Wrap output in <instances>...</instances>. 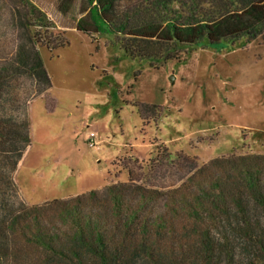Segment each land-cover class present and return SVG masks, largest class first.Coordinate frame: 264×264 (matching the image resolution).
<instances>
[{
  "label": "rangeland",
  "instance_id": "1",
  "mask_svg": "<svg viewBox=\"0 0 264 264\" xmlns=\"http://www.w3.org/2000/svg\"><path fill=\"white\" fill-rule=\"evenodd\" d=\"M30 1L54 24L49 40L65 43L36 42L37 27L20 25L13 0H0V68L17 65L24 45L39 55L50 80L48 86L15 72L1 82L0 120L11 119L13 130L0 123V164L9 182L0 181V213L2 202L27 209L125 182L153 192L161 204L213 158L264 154V29L225 39L262 19L264 0L212 24L200 40L198 27L176 33L164 24L135 27V36L196 41L183 60L157 67L125 57L119 47L116 17L142 0ZM18 129L27 143L10 138ZM90 133L99 149L88 145ZM49 221L41 225L47 234L61 227ZM13 231L36 264L40 247L21 227Z\"/></svg>",
  "mask_w": 264,
  "mask_h": 264
},
{
  "label": "trees",
  "instance_id": "2",
  "mask_svg": "<svg viewBox=\"0 0 264 264\" xmlns=\"http://www.w3.org/2000/svg\"><path fill=\"white\" fill-rule=\"evenodd\" d=\"M260 1L142 0L116 17L122 24L119 47L125 57L145 61L151 67L167 60L181 61V55L188 54L196 41L183 42L173 36L169 42L135 36L131 30L164 24L176 33L198 27L203 31L200 40L212 24L238 16ZM13 3L17 6L15 21L27 29L37 27L31 33L36 42L48 48L65 43L49 40L54 24L32 1ZM263 29L264 17L225 39L243 34L250 38ZM17 60V65L13 62L0 68V85L20 72L49 86L36 52L22 45L17 49ZM0 123L13 130L7 126L11 119H1ZM25 125L20 124L21 129ZM21 132L12 131L10 138L27 143ZM20 157L15 155L13 165ZM7 177L0 164V181L5 186L9 184ZM163 197L164 202L156 204L153 192L125 182L27 209L2 202L0 264L10 258L12 264H22V259L27 264L33 262H28L24 247L14 242L16 227L40 247L36 264H264V154L213 158ZM48 218L51 224L60 222L61 227L52 225L47 234L41 225ZM28 231L35 235L26 236Z\"/></svg>",
  "mask_w": 264,
  "mask_h": 264
},
{
  "label": "built area",
  "instance_id": "3",
  "mask_svg": "<svg viewBox=\"0 0 264 264\" xmlns=\"http://www.w3.org/2000/svg\"><path fill=\"white\" fill-rule=\"evenodd\" d=\"M88 145L94 147L95 149H99V144L97 143V140L95 139V134L90 133L88 138Z\"/></svg>",
  "mask_w": 264,
  "mask_h": 264
}]
</instances>
